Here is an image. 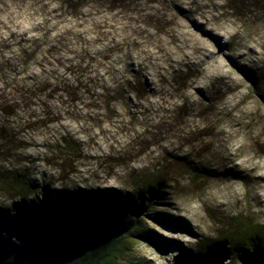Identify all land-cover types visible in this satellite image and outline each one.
Wrapping results in <instances>:
<instances>
[{
  "label": "rangeland",
  "instance_id": "374dc122",
  "mask_svg": "<svg viewBox=\"0 0 264 264\" xmlns=\"http://www.w3.org/2000/svg\"><path fill=\"white\" fill-rule=\"evenodd\" d=\"M0 172L24 184L0 191V241L22 258L12 204L43 187L158 189L150 240L124 237L120 264L264 233V0H0ZM45 216L60 264H80Z\"/></svg>",
  "mask_w": 264,
  "mask_h": 264
},
{
  "label": "trees",
  "instance_id": "16d2710c",
  "mask_svg": "<svg viewBox=\"0 0 264 264\" xmlns=\"http://www.w3.org/2000/svg\"><path fill=\"white\" fill-rule=\"evenodd\" d=\"M23 187L21 182L0 172V191ZM143 189L134 195L102 189L96 195L80 188L52 192L43 187L41 200L29 198L33 191H28L12 204V209L17 212V219L13 220L29 246L27 257L11 255L0 241V250L5 252L0 264H18L20 261L24 264L61 263L64 257L61 250L65 243L53 237L45 209H50L66 230L73 229L70 237L82 244V251L77 254L80 264H120V255L125 247L121 248L119 244L124 237L150 240L141 218L148 206L150 210L154 208V198L162 193L149 185ZM71 197L76 199L77 204L70 203ZM90 198L97 202L100 213L87 203ZM0 218L6 217H2L0 212ZM202 248L203 252L195 256L185 250L178 259L179 264H222L228 258H233L239 264H264V233L255 226L244 224L241 230L210 240Z\"/></svg>",
  "mask_w": 264,
  "mask_h": 264
},
{
  "label": "bare ground",
  "instance_id": "6f19581e",
  "mask_svg": "<svg viewBox=\"0 0 264 264\" xmlns=\"http://www.w3.org/2000/svg\"><path fill=\"white\" fill-rule=\"evenodd\" d=\"M206 33V32H205ZM203 37H205V36H203ZM195 38V37H194ZM200 38V37H199ZM206 39V38H205Z\"/></svg>",
  "mask_w": 264,
  "mask_h": 264
}]
</instances>
